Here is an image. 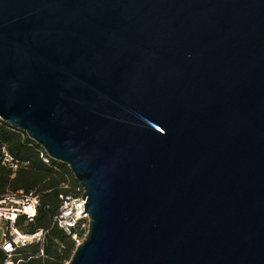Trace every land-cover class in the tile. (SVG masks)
Segmentation results:
<instances>
[{
  "label": "water",
  "instance_id": "water-1",
  "mask_svg": "<svg viewBox=\"0 0 264 264\" xmlns=\"http://www.w3.org/2000/svg\"><path fill=\"white\" fill-rule=\"evenodd\" d=\"M0 117L84 189L66 264H264V0H0Z\"/></svg>",
  "mask_w": 264,
  "mask_h": 264
},
{
  "label": "trees",
  "instance_id": "trees-1",
  "mask_svg": "<svg viewBox=\"0 0 264 264\" xmlns=\"http://www.w3.org/2000/svg\"><path fill=\"white\" fill-rule=\"evenodd\" d=\"M3 147L20 162L14 174L2 164ZM40 151L41 147L26 134L0 122V195L36 196L35 217L30 220L20 215L16 226L22 233L43 232L40 241L17 247L12 259L20 264H66L77 246L72 235L60 228L55 218L62 204L61 195H78L80 184L67 165L53 160L45 163ZM7 259V253L0 246V264Z\"/></svg>",
  "mask_w": 264,
  "mask_h": 264
},
{
  "label": "built area",
  "instance_id": "built-area-1",
  "mask_svg": "<svg viewBox=\"0 0 264 264\" xmlns=\"http://www.w3.org/2000/svg\"><path fill=\"white\" fill-rule=\"evenodd\" d=\"M0 122H2L1 117ZM40 156L45 163H50L52 160L42 148ZM1 159L2 164L13 174L20 167L19 160L6 147L2 148ZM83 194L84 189L80 186L78 195H61L62 204L55 218L57 225L67 234L72 235L76 246L84 241L90 227V216L85 210L86 199L83 200ZM37 205L38 198L33 195H0V246L8 256L3 264H20L12 259L17 247L40 241L43 237V232L22 233L16 226L20 215L32 220L37 213Z\"/></svg>",
  "mask_w": 264,
  "mask_h": 264
}]
</instances>
